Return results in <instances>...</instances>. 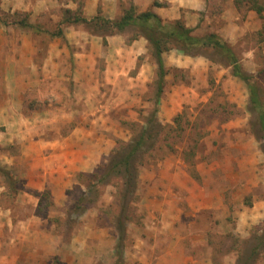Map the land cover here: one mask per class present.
<instances>
[{
	"label": "rangeland",
	"instance_id": "obj_1",
	"mask_svg": "<svg viewBox=\"0 0 264 264\" xmlns=\"http://www.w3.org/2000/svg\"><path fill=\"white\" fill-rule=\"evenodd\" d=\"M258 1L264 9V0ZM24 17L0 10L3 26L23 27ZM211 25L217 31L221 22L214 19ZM234 44L242 69L264 94V25ZM210 63L202 78L199 71L172 69L156 104L157 75L126 93L124 83L0 82V100L18 102L7 118L11 121L0 122V167L6 171L0 172V205L11 209L12 220L34 216L42 231L58 237L63 246L50 264H235L245 242L264 234L261 132L247 108L244 82L229 66ZM153 111L163 128L156 143L135 159L136 188L125 194L124 203L122 181H98L95 174ZM20 115L27 119L22 126L15 123ZM77 125L89 131V140L108 147L105 154L93 169L72 174L63 196H54L47 184L41 190L29 186L20 134L14 135L27 129L37 138L43 130L50 139L55 128L63 134ZM123 213L127 219L117 261V218ZM161 218L169 223L162 225ZM254 264H264V249Z\"/></svg>",
	"mask_w": 264,
	"mask_h": 264
},
{
	"label": "crops",
	"instance_id": "obj_2",
	"mask_svg": "<svg viewBox=\"0 0 264 264\" xmlns=\"http://www.w3.org/2000/svg\"><path fill=\"white\" fill-rule=\"evenodd\" d=\"M156 1L157 5L154 0H0L2 12H23L32 25L18 27L0 23V82L21 84L42 80L50 83L70 79L75 83L101 81L113 86L124 83L126 88L121 89L126 93L133 85L146 83L157 75V64L144 36L139 35L127 43L121 33L103 36L91 33L78 22H63L69 16L89 20L101 15L114 20L132 6L136 13L151 10L163 22L182 21L194 29L193 34L215 30L211 23L219 19L221 27L215 31L232 46L241 35L257 31L262 25L255 10L244 1L245 7L236 0ZM45 22L50 26L41 25ZM140 57L144 59L137 66ZM161 57L167 70L165 81L171 78L172 69L179 72L189 69L191 74L199 71L202 78L204 74L207 76L211 64L202 55H184L175 49L164 51ZM69 67L73 70L67 71ZM16 108L18 102L0 100V122L11 121L7 118L13 117ZM25 120L27 122L20 115L15 123L22 126ZM67 129L61 134L55 128V136L50 139L43 137V130L36 132L37 138L27 129V134L20 131L14 135L20 134L17 140L23 146V160L28 165L27 184L37 190L47 184L56 197L63 196L65 189L70 187L72 174L93 169L108 150L107 146L94 142L95 138L89 140V131L81 125ZM201 204L204 208L207 205ZM10 216L11 209L0 205V264H50L51 258L63 246L58 245V237L42 231L40 220L34 216L25 220H12ZM161 219L162 225L169 223V220ZM165 258L175 257L165 254Z\"/></svg>",
	"mask_w": 264,
	"mask_h": 264
},
{
	"label": "trees",
	"instance_id": "obj_3",
	"mask_svg": "<svg viewBox=\"0 0 264 264\" xmlns=\"http://www.w3.org/2000/svg\"><path fill=\"white\" fill-rule=\"evenodd\" d=\"M243 1L248 4L250 8L255 10L258 17L261 19L262 25H264V15L262 13L263 6L259 1L236 0V3H242ZM153 3L154 5L158 4L156 0H154ZM24 18L19 21V25L31 27L32 25ZM63 22L83 23L86 26L85 28L91 33L101 34L103 36L121 33L125 36L127 43L131 42L139 35L144 36L148 41L151 56L157 64L155 104L162 92L164 76L167 72L161 57L164 51L175 49L184 55H202L210 62H217L219 65L229 66L231 69L230 73L244 82L247 88V108L254 115L258 123L262 138L261 147L264 152L263 91L260 86L257 85L254 76L242 69L240 58L235 48L225 41L215 30H209L202 34H193L194 29L185 26L182 21L163 22L151 10L136 13L132 6L126 9L121 17L114 20L107 19L101 15H96L89 20L77 16L73 18L69 16L65 17ZM155 112L156 111H153L151 115L147 117L144 124L132 137L131 141L124 145H120L112 152L107 165L102 168V173L95 174L97 175L98 181H105L111 177L119 178L122 181V199L126 198L125 194L129 196L133 194L136 188L139 161L135 159L143 154L146 147H150L151 143H156L163 128L161 124L157 122ZM0 172L6 173L1 167ZM9 186L7 187L8 190L13 188V185L9 184ZM123 202L126 203V200L123 199ZM126 219L124 213L121 217L117 218L118 239L114 248L117 261L122 257V239L125 235L124 223ZM263 249L264 234H255L253 238L245 242L241 250L237 253L235 264H254L255 259L260 256Z\"/></svg>",
	"mask_w": 264,
	"mask_h": 264
}]
</instances>
